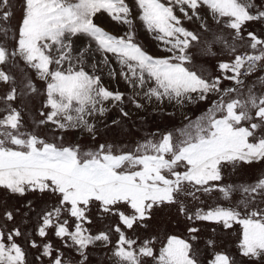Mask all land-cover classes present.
<instances>
[{
  "label": "snow or ice",
  "instance_id": "1",
  "mask_svg": "<svg viewBox=\"0 0 264 264\" xmlns=\"http://www.w3.org/2000/svg\"><path fill=\"white\" fill-rule=\"evenodd\" d=\"M104 16L123 33L107 30ZM139 27L163 54L139 41ZM198 56L214 61L215 73ZM20 61L44 82L42 91L27 73L17 78ZM258 71L264 0H0V190L52 198L35 213L34 232L15 224L20 208L0 213V264H92L99 248L109 264H264V176L224 183L229 171L264 164V76L247 83ZM38 97V118L28 120L25 101ZM209 100L195 121L156 129L131 146L66 140L69 132L103 139L101 128L131 118L129 104L184 108ZM113 109L119 117L107 121ZM213 192L229 205L203 206L200 196ZM234 192L241 196L232 203ZM25 208L23 216L35 212L32 200ZM172 208L188 222L187 239L139 234ZM97 221L102 227L93 228ZM205 223L238 225L236 251L210 236L201 252L193 242ZM25 243L36 251L32 260Z\"/></svg>",
  "mask_w": 264,
  "mask_h": 264
},
{
  "label": "rangeland",
  "instance_id": "2",
  "mask_svg": "<svg viewBox=\"0 0 264 264\" xmlns=\"http://www.w3.org/2000/svg\"><path fill=\"white\" fill-rule=\"evenodd\" d=\"M13 4L17 3V0H12ZM16 19H19V11L16 12ZM104 22V26L107 30L112 31L114 34H122L123 28L121 26L116 25L114 22H111L107 16L102 18ZM99 22V21H98ZM13 24L15 21L12 22ZM209 23L215 29V22L209 21ZM185 24L190 29H194L197 27V24H193L190 22L185 21ZM259 30V29H257ZM148 36L145 34L144 31L138 28V39L141 43L146 40L147 45L153 53L162 54L156 48L155 44L158 42L154 41L152 38H147ZM220 45H217L214 50H218ZM194 52L198 53V48L193 49ZM221 56H224V53H221ZM197 63L206 68L209 72L215 73L214 61L209 60L207 57L198 56ZM113 67H117L118 65L115 64L113 61ZM14 73L17 75L19 79L24 73H27L28 77H31L36 83L37 87L41 89L44 88V82L40 81L37 77H35L34 73L31 69H28L22 61L19 62V67L13 69ZM258 76H264V72H257L253 74L250 78H248L247 83L250 86L258 85ZM107 79V78H106ZM226 84L228 82H225ZM120 90L125 91L126 93H131V89L127 87L121 81L118 85ZM42 97H38L31 101H25L27 103V108L24 109L26 113V119L31 120L32 118H38V114L36 109L40 106V100ZM212 99H215L213 97ZM211 100L206 102H201L198 104H191L186 105L184 108H178L172 104H168L167 102L161 105L159 108L156 107L155 104H149L144 109L136 110L132 105H127L126 110H131L132 115L131 118L123 120L119 126H111L108 129L101 128V134L103 139L98 137L97 141H92L87 134L78 133V132H69L66 135V140L70 142H80L82 145H89L91 146L93 143L103 142V140L109 141H118V142H125L128 143L129 146L135 141H138L143 136H148L151 132L159 129L160 131L165 130H174L179 129L185 126L189 120L195 121L199 116L204 114L208 107L211 106ZM119 113L113 109L107 116V121H111L113 118H118ZM187 117V119H186ZM264 176V164H256L251 167L244 166L236 172H227L225 174V184H241V183H248L254 182L257 178ZM200 195V194H198ZM241 194L239 192L233 193V200L232 203L239 201ZM51 197L44 196L41 197L39 194L29 193L25 197H18V196H10L3 190H0V213L3 212L5 208L14 209L20 208L21 213L17 214L15 224L20 226L26 233L34 232V227L36 224V212H39L41 208L49 207V204H45L44 201H51ZM191 200V198H188ZM201 201L204 202L203 206L207 207L209 205H217L221 204L223 206H228L229 202L225 201L222 195L218 192H213L211 194H205L200 196ZM28 200L33 201V206L35 208V212H30L28 216H23L22 213L26 211L25 204ZM192 203H197L196 201H192ZM95 216V212L93 213ZM187 221L183 216L177 214L175 208L171 210L164 209L156 214L152 221L151 228L145 232L143 230L140 231V235L147 236L150 234H155L160 237H163L166 234H176L181 235L183 238H188V233L186 231ZM9 227H12V222H9ZM93 228H100L102 227L101 223L97 221L93 226ZM215 227L217 231L212 233L210 231L211 228ZM202 232L200 233V238L193 242L201 252L205 251V243L206 240L211 236V238L216 239L218 244L222 246L224 249L235 252V243L239 233V226L236 225L232 230H223L217 225L207 224L205 223L202 226ZM39 239L38 237H35ZM21 242H23V238H20ZM52 242L56 247H60L61 242L56 239L55 237H50ZM25 247L29 248L30 256L29 259H34L36 251L31 249L27 243L24 244ZM159 247V245H157ZM70 256V253H67ZM109 253L106 249H96L91 257L92 264H109L108 261Z\"/></svg>",
  "mask_w": 264,
  "mask_h": 264
},
{
  "label": "crops",
  "instance_id": "3",
  "mask_svg": "<svg viewBox=\"0 0 264 264\" xmlns=\"http://www.w3.org/2000/svg\"><path fill=\"white\" fill-rule=\"evenodd\" d=\"M208 19H209V21H211V18H210V17H209ZM140 29H141L142 31H144L145 34H146L149 38H152L151 35H150L146 30H144L142 27H140ZM137 32H138V29H137ZM148 37H147V38H148ZM143 44H144V46H145L146 48H148V49L150 50L149 45H147L146 40L143 41ZM154 46H155V49L157 48V49L160 51V53L163 54V47H162L161 45H159V44H155ZM150 51H151V50H150ZM151 52H153V51H151ZM155 53H156V52H155ZM179 236H181V235H179ZM182 237H183V236H182ZM186 239H187V238H186Z\"/></svg>",
  "mask_w": 264,
  "mask_h": 264
}]
</instances>
